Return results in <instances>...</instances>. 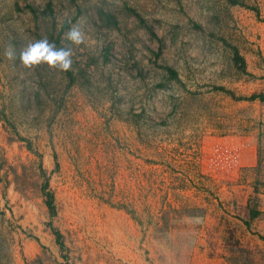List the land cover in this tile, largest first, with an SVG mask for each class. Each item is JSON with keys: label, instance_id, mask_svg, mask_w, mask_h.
Wrapping results in <instances>:
<instances>
[{"label": "rangeland", "instance_id": "374dc122", "mask_svg": "<svg viewBox=\"0 0 264 264\" xmlns=\"http://www.w3.org/2000/svg\"><path fill=\"white\" fill-rule=\"evenodd\" d=\"M239 1L0 0V264H264V0ZM41 38L70 71L5 57Z\"/></svg>", "mask_w": 264, "mask_h": 264}, {"label": "clouds", "instance_id": "9594fccd", "mask_svg": "<svg viewBox=\"0 0 264 264\" xmlns=\"http://www.w3.org/2000/svg\"><path fill=\"white\" fill-rule=\"evenodd\" d=\"M64 38L75 46L81 45L85 40L83 32L76 25L64 33ZM72 56V47L57 48L56 44L47 38L27 43L18 54L12 46L5 50V57L8 60H18L19 66L25 69H35L41 65H46L50 70L64 73L72 68Z\"/></svg>", "mask_w": 264, "mask_h": 264}, {"label": "trees", "instance_id": "16d2710c", "mask_svg": "<svg viewBox=\"0 0 264 264\" xmlns=\"http://www.w3.org/2000/svg\"><path fill=\"white\" fill-rule=\"evenodd\" d=\"M225 1L230 5L240 4L239 0H225ZM126 8H127V10H131L128 7H126ZM129 12H131L137 18L139 24L144 25L145 28L150 30V28L146 24L145 19L140 14L136 13L134 10H131ZM99 17L104 22V24L106 26L118 28V21L110 13L104 12V10H100L99 11ZM232 62L238 70L245 71L244 59L242 58V56L240 55V53L238 52V50L236 48H232ZM164 70H165L166 79H168L170 81H178L179 80L178 74L173 68L166 66V67H164ZM247 99L248 100H256V99L264 100L262 95H251ZM46 186H47V184H45L43 187V190L45 192L44 196L46 199L45 200V206H46L50 216H54L55 215V205L53 202V195L49 191L46 192ZM52 234L54 235V237L56 239V243L59 245V247L62 248V243L60 241V239H61L60 233L58 231L52 229Z\"/></svg>", "mask_w": 264, "mask_h": 264}]
</instances>
